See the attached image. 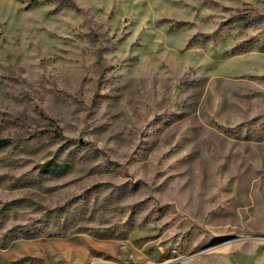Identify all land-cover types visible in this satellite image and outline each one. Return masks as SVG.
Wrapping results in <instances>:
<instances>
[{
    "label": "rangeland",
    "instance_id": "obj_1",
    "mask_svg": "<svg viewBox=\"0 0 264 264\" xmlns=\"http://www.w3.org/2000/svg\"><path fill=\"white\" fill-rule=\"evenodd\" d=\"M0 264H264V0H0Z\"/></svg>",
    "mask_w": 264,
    "mask_h": 264
},
{
    "label": "trees",
    "instance_id": "obj_2",
    "mask_svg": "<svg viewBox=\"0 0 264 264\" xmlns=\"http://www.w3.org/2000/svg\"><path fill=\"white\" fill-rule=\"evenodd\" d=\"M58 128V133L60 132V127H57Z\"/></svg>",
    "mask_w": 264,
    "mask_h": 264
}]
</instances>
